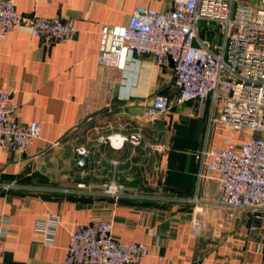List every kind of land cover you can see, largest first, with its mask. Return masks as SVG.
I'll return each instance as SVG.
<instances>
[{"label":"crops","instance_id":"obj_1","mask_svg":"<svg viewBox=\"0 0 264 264\" xmlns=\"http://www.w3.org/2000/svg\"><path fill=\"white\" fill-rule=\"evenodd\" d=\"M169 1L16 0L18 11L26 15L71 18L76 32L68 41L44 44L21 27L0 42V88L14 90L21 122L41 123L40 136L24 153L0 146V183L15 181L20 186L0 187V264H66L71 232L96 217L110 220L118 239L149 245V255L138 264H190L196 259L206 264H264V221L261 231L250 233L241 224L245 212L238 211L222 229L211 207L183 200L197 192L196 152L203 144L210 102L196 110V101L179 102L172 69L151 56L142 58L135 77L133 71L126 75L100 59L104 25L127 24L137 5L161 9ZM156 92L167 96L172 107L151 123L144 109ZM118 126L141 128L144 145L127 143L116 149L98 143L99 135ZM220 131L213 134L212 146H221L230 134ZM243 135L237 133L234 141L240 143ZM159 140L166 147L155 150ZM80 144L90 148L86 169L77 164ZM103 159L113 164L106 174ZM104 181L177 199H117L98 187L93 193L61 191L77 182L97 186ZM218 192L215 179L198 191L209 198ZM49 212L61 218L51 246L34 231L36 219Z\"/></svg>","mask_w":264,"mask_h":264},{"label":"built area","instance_id":"obj_2","mask_svg":"<svg viewBox=\"0 0 264 264\" xmlns=\"http://www.w3.org/2000/svg\"><path fill=\"white\" fill-rule=\"evenodd\" d=\"M37 1V0H36ZM21 27L42 38L44 44L73 38L76 29L69 17L26 15L18 11L16 0H0V42ZM215 30L211 41L207 32ZM100 59L125 70L138 73L142 58L151 56L157 64L169 66L179 92V102H210L209 116L201 148L196 152V194L183 198L195 206L211 207L217 226L224 228L245 212L241 224L248 232H259L264 221V0H170L161 9L137 5L125 25H104L101 28ZM133 68V69H132ZM132 69V70H131ZM125 80V78H124ZM131 85V84H130ZM133 87V84L132 86ZM167 96L154 93L144 109L151 123L171 110ZM20 104L14 90L0 88V146L24 153L40 136L41 123H23L18 114ZM230 132L222 145H211L214 130ZM242 132L240 143L234 141ZM98 143L123 148L145 143L139 127L124 126L99 135ZM163 149L159 140L153 146ZM90 151L87 145L76 147L78 155ZM219 183L218 195L202 197L198 191L207 181ZM155 186V185H154ZM3 190L20 187L15 181L0 183ZM120 198L141 200H176V196L149 193L125 183L104 181L99 185L77 182L62 192H96ZM179 200H181L179 198ZM61 225L58 214L47 213L36 219L35 233L45 245H54ZM4 244L0 243V259ZM144 241H123L114 234L113 223L103 217L77 225L70 234L66 264H138L149 255ZM190 264H206L200 259ZM220 264H232L222 262Z\"/></svg>","mask_w":264,"mask_h":264},{"label":"water","instance_id":"obj_3","mask_svg":"<svg viewBox=\"0 0 264 264\" xmlns=\"http://www.w3.org/2000/svg\"><path fill=\"white\" fill-rule=\"evenodd\" d=\"M101 163L104 166V172H103L104 174H106L107 171L113 167V164L112 163L110 164L106 159H103L101 161ZM77 164H78L80 169H86L88 167V164H89L88 154L87 153L80 154L78 156ZM129 165H130V163L128 162L127 164H124L123 166H121V168H126Z\"/></svg>","mask_w":264,"mask_h":264},{"label":"rangeland","instance_id":"obj_4","mask_svg":"<svg viewBox=\"0 0 264 264\" xmlns=\"http://www.w3.org/2000/svg\"><path fill=\"white\" fill-rule=\"evenodd\" d=\"M206 36L211 40V41H213L216 37H217V35H216V31L215 30H211V31H208L207 32V34H206ZM194 104V106L192 107L194 110H196L197 108H200V107H203V104H199V103H193ZM207 121H208V119H207ZM207 126V125H206ZM220 130H222V129H220ZM219 130V131H220ZM216 132V130H214V133ZM221 132V131H220ZM213 133V134H214Z\"/></svg>","mask_w":264,"mask_h":264}]
</instances>
